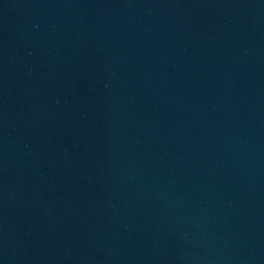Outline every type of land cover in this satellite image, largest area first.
<instances>
[{
    "label": "water",
    "instance_id": "1",
    "mask_svg": "<svg viewBox=\"0 0 264 264\" xmlns=\"http://www.w3.org/2000/svg\"><path fill=\"white\" fill-rule=\"evenodd\" d=\"M0 264H264V0H0Z\"/></svg>",
    "mask_w": 264,
    "mask_h": 264
}]
</instances>
